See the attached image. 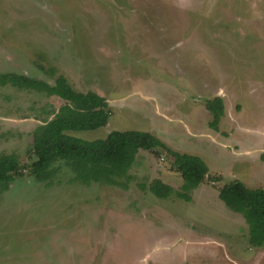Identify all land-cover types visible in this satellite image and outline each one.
<instances>
[{
	"label": "rangeland",
	"instance_id": "obj_1",
	"mask_svg": "<svg viewBox=\"0 0 264 264\" xmlns=\"http://www.w3.org/2000/svg\"><path fill=\"white\" fill-rule=\"evenodd\" d=\"M7 73L64 76L105 98L108 125L70 135L147 132L201 158L211 179L190 202L156 198V181L183 185L159 149L138 154L127 190L85 186L63 162L47 186L30 176L33 132L65 102L0 85V155L19 156L25 174L0 194V264H264L244 217L219 199L235 181L264 190V0H0ZM216 97L218 131L206 108Z\"/></svg>",
	"mask_w": 264,
	"mask_h": 264
},
{
	"label": "trees",
	"instance_id": "obj_2",
	"mask_svg": "<svg viewBox=\"0 0 264 264\" xmlns=\"http://www.w3.org/2000/svg\"><path fill=\"white\" fill-rule=\"evenodd\" d=\"M35 90L58 97L65 104L51 120L44 121L33 132L31 155L35 159L30 167V176L41 183L53 185L57 175L56 164L65 163L75 179L85 186L119 187L127 190L132 182L130 171L141 151H166L174 159V167L181 174L183 185L179 191L156 181L152 187L158 199H169L174 194L178 199L190 202L192 193L209 177L205 162L196 156L180 154L167 148L157 137L147 132L114 131L104 140L86 141L70 135L73 132L94 131L106 127L112 112L106 99L95 92L76 91L64 76L54 85L15 73L0 75V85ZM213 120L210 127L218 131L225 114L221 97L206 104ZM264 161V153L261 156ZM19 156L0 155V194L9 190L12 182L24 177ZM220 179L213 178V182ZM219 199L228 209L241 214L249 227V244L253 248L264 247V190H252L242 182L235 181L219 190Z\"/></svg>",
	"mask_w": 264,
	"mask_h": 264
},
{
	"label": "crops",
	"instance_id": "obj_3",
	"mask_svg": "<svg viewBox=\"0 0 264 264\" xmlns=\"http://www.w3.org/2000/svg\"><path fill=\"white\" fill-rule=\"evenodd\" d=\"M262 152L264 153V151H262ZM262 152H261V155H258V156H259L258 158H259L260 160H261V156H262V154H263ZM261 161H263V160H261ZM263 162H264V161H263Z\"/></svg>",
	"mask_w": 264,
	"mask_h": 264
}]
</instances>
